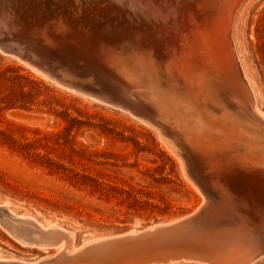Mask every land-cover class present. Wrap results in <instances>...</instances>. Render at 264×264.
<instances>
[{
    "label": "bare ground",
    "instance_id": "1",
    "mask_svg": "<svg viewBox=\"0 0 264 264\" xmlns=\"http://www.w3.org/2000/svg\"><path fill=\"white\" fill-rule=\"evenodd\" d=\"M102 1L0 0V31L12 33L16 55L31 69L47 74L35 59L68 65L90 78L87 85L113 93L122 108L154 128L168 149L185 159L207 196L218 201V214L237 221L230 232L235 238L225 242L229 253L215 264H249L264 253L255 239L264 235V142L236 117L248 107L264 121V112L233 35L245 0ZM0 50L17 53L2 43ZM7 211L14 221L31 219ZM0 226L21 244L37 245L3 220ZM97 240L82 249L103 239ZM63 246L64 241L60 251Z\"/></svg>",
    "mask_w": 264,
    "mask_h": 264
},
{
    "label": "rangeland",
    "instance_id": "2",
    "mask_svg": "<svg viewBox=\"0 0 264 264\" xmlns=\"http://www.w3.org/2000/svg\"><path fill=\"white\" fill-rule=\"evenodd\" d=\"M11 34L0 31V42L17 50H0V210L31 218L13 224L27 242L40 225L42 236H62L64 251L21 244L0 226V264H114L116 248L83 244L172 223L217 202L192 178L185 159L113 93L87 85L90 78L68 65H49L50 59H35L47 74L31 69L16 55ZM233 35L264 112V0L243 2ZM223 226L226 239H234V226ZM255 239L263 249L264 235ZM249 264H264V255Z\"/></svg>",
    "mask_w": 264,
    "mask_h": 264
},
{
    "label": "water",
    "instance_id": "3",
    "mask_svg": "<svg viewBox=\"0 0 264 264\" xmlns=\"http://www.w3.org/2000/svg\"><path fill=\"white\" fill-rule=\"evenodd\" d=\"M102 2L108 5L110 1ZM242 113L243 117L238 115L236 118L243 120L253 130L254 135L260 139H257L259 142H264V121L254 116L248 107H243ZM217 203L218 201L206 203L197 213L172 223L158 224L144 231H132L122 236L101 240L96 245L90 246L112 247L119 250L120 254L116 257L114 264H177L183 262L215 264L225 258L230 251L228 243H225L229 239H226L225 233H222V230H225L223 225L237 224V221L218 214ZM8 215L6 209L0 210V220H3L4 224H6L5 217L10 218ZM11 219V222L6 225L14 228L15 221ZM19 221L28 223L25 219ZM33 227L34 232H31L33 237L29 242L36 243L38 247L59 248L61 242L64 241L53 238L54 236H42L39 234L42 229L40 225ZM213 232L216 235H212ZM20 237L23 238V236ZM125 246H129L132 250L126 251L123 249ZM263 251L264 249L260 253ZM263 255L264 253L259 257Z\"/></svg>",
    "mask_w": 264,
    "mask_h": 264
}]
</instances>
